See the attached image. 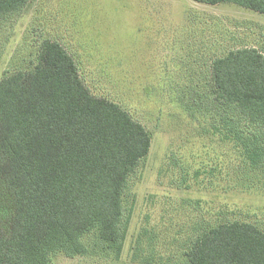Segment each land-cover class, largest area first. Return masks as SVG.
Returning <instances> with one entry per match:
<instances>
[{"label":"rangeland","instance_id":"obj_1","mask_svg":"<svg viewBox=\"0 0 264 264\" xmlns=\"http://www.w3.org/2000/svg\"><path fill=\"white\" fill-rule=\"evenodd\" d=\"M45 38L152 138L124 190L120 254L90 233V253H56L51 264H187L184 251L205 226L239 219L264 229V174L225 136L210 92L215 57L264 52V13L194 0H29L0 17V77L34 60Z\"/></svg>","mask_w":264,"mask_h":264},{"label":"trees","instance_id":"obj_2","mask_svg":"<svg viewBox=\"0 0 264 264\" xmlns=\"http://www.w3.org/2000/svg\"><path fill=\"white\" fill-rule=\"evenodd\" d=\"M234 3L264 13V0ZM29 0H0V17ZM26 66L0 77V264H51L85 255L84 237L118 256L123 194L148 155L151 134L117 102L94 94L58 40L45 38ZM210 92L227 138L264 174V52L239 47L211 62ZM187 264H264V229L239 219L205 226Z\"/></svg>","mask_w":264,"mask_h":264}]
</instances>
